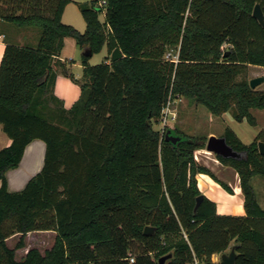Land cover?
Returning <instances> with one entry per match:
<instances>
[{"label": "trees", "instance_id": "1", "mask_svg": "<svg viewBox=\"0 0 264 264\" xmlns=\"http://www.w3.org/2000/svg\"><path fill=\"white\" fill-rule=\"evenodd\" d=\"M99 1L0 0L2 22L38 37L35 46L7 38L0 61V124L11 139L0 149V264H160L169 253L165 264H221L212 255L232 243L235 264H264V209L251 184L264 178V130L246 144L226 127L222 136L240 156L216 155L238 174L240 216L217 213L206 196L195 211L198 173L233 192L195 160L205 137L169 128L180 136L174 143L152 128L170 90L213 115L230 110L256 124L251 109L264 108V91L238 77L248 65L264 66V26L252 15L256 4L264 12V0ZM70 2L86 22L83 32L62 21ZM66 37L93 54L106 45L123 56L90 65L83 55L77 80L59 60ZM170 50L177 61L166 58ZM59 71L81 89L70 108L54 94ZM35 139L45 143L43 167L11 192L6 173ZM146 226L154 233L145 235ZM31 231H54L55 242L17 259L22 242L7 240Z\"/></svg>", "mask_w": 264, "mask_h": 264}, {"label": "crops", "instance_id": "2", "mask_svg": "<svg viewBox=\"0 0 264 264\" xmlns=\"http://www.w3.org/2000/svg\"><path fill=\"white\" fill-rule=\"evenodd\" d=\"M73 1H81V0H73ZM68 5L65 7L64 12L62 14V21L66 24H70L72 26H76L78 29H81V21L79 20L74 21V19H70L69 14H68ZM76 22V23H75ZM80 24V25H79ZM86 28V26H85ZM24 33V34H23ZM7 38L11 39L12 41L23 45L24 42L26 41V38H32V36H29L27 32L25 31H17L12 25L8 23H4L0 20V61L2 59V55L4 52V48L7 42ZM228 44H225L222 46V49L228 48ZM82 58H83V51L82 48H80L76 40L72 37H66L64 40V47L62 49V52L59 56V60L62 63H65L66 66L68 67L69 71L73 73L74 77L77 80H80L83 74V63H82ZM249 67H255L258 69V72H255L253 76H263L264 75V66H258V65H248L247 68ZM76 68V69H75ZM254 78V77H253ZM251 79V78H250ZM54 94L60 98L64 104V107L70 108L79 98L81 94V89L78 83H76L74 80H72L70 77H68L65 73L62 71H59L56 77V80L54 82ZM260 91H264V89H260ZM255 109V108H254ZM254 109H251V112L253 116L255 117L256 124L251 125L247 121H237L230 113L224 112L222 115H213L214 118H219L222 119L227 123V125L236 133V135L242 140L241 136L238 133V130L236 127H234L235 122L241 123L243 126L239 128V130H243L246 132L250 133L251 139H255L257 134L261 131L264 130V108L263 109H257L258 114L254 113ZM247 123L249 126H246ZM261 125V126H260ZM252 127V128H251ZM225 130V129H224ZM210 135H215V136H222L217 135L214 132H209L208 137ZM208 139V138H207ZM252 140V141H253ZM252 141L249 142H244L246 144L251 143ZM45 144L42 140L40 139H35L33 140L26 148L25 156H23L22 161L20 165L15 168L11 169L6 173L7 181H8V190L11 192L14 191H19L23 189L28 182V180L35 174H30L27 169L23 167V163L25 159L27 158V153H29L30 147L35 148L37 147L38 149H41V145L39 143ZM11 139L4 133L2 129V125L0 124V149L10 145ZM38 143V144H37ZM36 144V145H35ZM202 150V149H198ZM197 151V150H196ZM42 154V151H40ZM207 153H210L209 151L206 150ZM32 150L30 151V154H34ZM42 163V162H41ZM41 163L38 161L33 162L30 164L28 167L35 172L36 174L39 172L40 169H42L43 164L41 166ZM44 163V162H43ZM226 168H228L226 166ZM231 169V168H230ZM234 171V169H232ZM14 173V174H13ZM13 174L14 178V183L18 184V186H13L11 185L10 181V175ZM27 176L22 182L21 180L23 179L24 176ZM236 178L234 181H230L228 179H223L219 176L216 175V177L229 185L233 192L230 193L226 189L222 187V185L217 182L215 179H213L210 175L206 173H198L196 175L197 179V186L201 193L214 201L216 203L217 207V213L223 214V215H245V209H244V197L241 191L240 187V181L238 178V174L235 173ZM255 176L251 180L252 187L254 189L256 199L261 206L262 209H264V178ZM238 179V180H237ZM260 179V180H259ZM253 181V182H252ZM255 182V185H257V189L259 190L258 192L255 189V186L253 183ZM262 182V183H261ZM0 186H1V180H0ZM34 232H46V231H34ZM232 245L224 252L222 253H215L212 255L211 259L215 263H220L221 262V255L223 253H228L231 250Z\"/></svg>", "mask_w": 264, "mask_h": 264}, {"label": "rangeland", "instance_id": "3", "mask_svg": "<svg viewBox=\"0 0 264 264\" xmlns=\"http://www.w3.org/2000/svg\"><path fill=\"white\" fill-rule=\"evenodd\" d=\"M91 1L92 0H81V2H87V3H90ZM67 8H68L67 10H68V14H69L70 19H74V21L79 20V22L81 21V29H78L76 26H74V27L77 28L81 32L85 31L86 22H85L82 14L80 12L78 5L75 2H70L68 4ZM99 18L101 21H103L104 20V13H101ZM25 32H27V34L29 36H32V38L29 40L26 38L27 43H29L32 46L37 45L38 37H36V33H35L36 31L35 30L34 31L33 30H30V31L26 30ZM170 52H171L170 57L174 58L175 54H176V50H170ZM105 58H110L109 61H111V52L108 51L106 45H104L99 52H95L91 57L88 58V64H90V65L99 64ZM255 72H258L257 68L249 67L238 78L239 79L240 78H247L248 80H250V78L255 77V76H253ZM255 89L256 90L264 89V82L261 83L260 85H258ZM169 94H170V92H169ZM169 94L167 96V99L169 98ZM167 99H166L165 103L167 102ZM171 102H172L171 108H173V110H175L177 113V119L174 123L171 124V126H169V125L164 126L163 125V122L161 120L163 108L161 110L160 116L157 119H152L153 130L157 131L160 135H162L164 128L166 130L169 128H173L177 132L183 133L185 135H191V136H195L197 138H204L205 137V144H206L209 132H214L217 135H221L222 133L224 134V129L226 127H229L227 125V123L225 121H223L222 119L214 118L213 114H211L205 106L197 103L195 98L187 97V96L179 94V93H175V94L173 93V96L171 98ZM163 107H164V105H163ZM227 112L232 115L230 110ZM254 113L258 114V110L254 109ZM245 124H246V126L250 127V125H248L247 123H245ZM241 126H243V125L239 122L234 123V127L237 128L238 133L241 136L242 140L244 142L252 141L253 139H251L252 136H250L249 132L239 130V128H241ZM39 144L42 146L41 149H38L36 147L34 150L33 147H35V146L30 147V151L32 150L35 153L29 154L23 163V167L25 169H27V171L30 174H36L35 172H33L28 167L30 164H32L35 161H38L40 163L42 162L41 163V166H42V164L44 162L45 144H43L41 142ZM40 151H42V154ZM195 160L198 162V164H200L202 166H206L215 175H217L223 179H228L230 181H234V179L236 178V176H235L236 171L235 170L233 171L232 170L233 168L228 167V166H227L228 168H226V166L223 165L217 159V157L214 153H212V152L207 153L205 148H203L202 150H199V151L198 150L195 151ZM13 174L10 175V177H9L10 181H11V185L18 186V184L14 183ZM26 177L27 176L25 175L23 177V179L21 180V182ZM253 185L255 186V189L258 192L259 190L257 189V185H255V182L253 183ZM55 238H56V233L54 231H46V232L31 231V232L25 233L24 235H20V234L14 235V236L8 238L7 243L10 247H15L19 242H22L23 247L17 248L15 251L16 258L21 259L26 254L27 250L31 247L38 248L42 253L46 249H50L55 242Z\"/></svg>", "mask_w": 264, "mask_h": 264}, {"label": "water", "instance_id": "4", "mask_svg": "<svg viewBox=\"0 0 264 264\" xmlns=\"http://www.w3.org/2000/svg\"><path fill=\"white\" fill-rule=\"evenodd\" d=\"M253 17H255L259 23L264 26V12L261 8L260 4H256L253 8L252 12ZM83 55L85 56H92V50L90 46H86L82 48ZM229 53V50L226 52V54ZM123 56V53L119 47H116L112 53H111V61H116L120 59ZM264 82V75L263 76H257L254 78H251L249 80V85L252 89H255L258 85ZM165 139L167 141H172L176 143L180 140V136L172 134L171 129H168L165 133ZM205 149L209 152L214 153L215 155H219L223 158H238L240 154L234 150L226 141L225 137L223 136H215L210 135L206 141ZM258 149L261 154H264V142L259 141L258 142ZM204 199V195L201 194L196 198V205H195V211L201 204V202ZM155 227L153 226H146L144 228V234L149 235L154 233ZM235 244L231 247V250L228 253H223L221 255V264H235L237 253L235 250ZM172 257V253L166 254L162 256L159 259L160 264H165L166 261Z\"/></svg>", "mask_w": 264, "mask_h": 264}, {"label": "built area", "instance_id": "5", "mask_svg": "<svg viewBox=\"0 0 264 264\" xmlns=\"http://www.w3.org/2000/svg\"><path fill=\"white\" fill-rule=\"evenodd\" d=\"M105 4V1L104 0H101L99 1L98 5L99 6H103ZM171 52L169 51L167 54H166V58L167 59H171L173 61H177V53L175 54V57L174 58H171ZM173 96V92L172 90L170 91V94H169V98L167 99V102L164 104V107H163V111H162V122H163V125L166 126V125H169L171 126L172 123H174L177 119V113L175 110H173V108H171V98ZM166 129L164 128L163 129V133L161 136H163L166 131ZM131 261H133V257H131L130 259Z\"/></svg>", "mask_w": 264, "mask_h": 264}, {"label": "bare ground", "instance_id": "6", "mask_svg": "<svg viewBox=\"0 0 264 264\" xmlns=\"http://www.w3.org/2000/svg\"><path fill=\"white\" fill-rule=\"evenodd\" d=\"M27 154H28V155L30 154V149H29V153H27ZM28 155H27V156H28ZM39 163H40V162H39Z\"/></svg>", "mask_w": 264, "mask_h": 264}]
</instances>
